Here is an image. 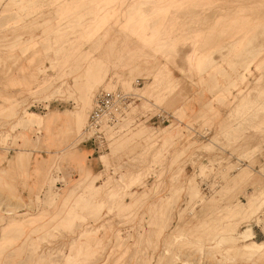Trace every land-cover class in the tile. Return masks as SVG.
I'll return each instance as SVG.
<instances>
[{
	"label": "rangeland",
	"instance_id": "obj_1",
	"mask_svg": "<svg viewBox=\"0 0 264 264\" xmlns=\"http://www.w3.org/2000/svg\"><path fill=\"white\" fill-rule=\"evenodd\" d=\"M0 264H264V0H0Z\"/></svg>",
	"mask_w": 264,
	"mask_h": 264
},
{
	"label": "built area",
	"instance_id": "obj_2",
	"mask_svg": "<svg viewBox=\"0 0 264 264\" xmlns=\"http://www.w3.org/2000/svg\"><path fill=\"white\" fill-rule=\"evenodd\" d=\"M142 81L143 80L138 79L135 86L142 87ZM133 102L134 97L131 95H124V93L119 90L111 93L100 91L96 95L94 105L89 113L87 128L93 129V132L86 143L90 142L95 151L99 150L100 147L106 149L107 138L104 129H102L101 121L107 116V123L110 125L120 122L124 117L125 110ZM175 119L172 112L157 110L154 113L149 111L140 113L135 120L136 122H144L157 126L170 124V122ZM58 184H60V182H58Z\"/></svg>",
	"mask_w": 264,
	"mask_h": 264
},
{
	"label": "crops",
	"instance_id": "obj_3",
	"mask_svg": "<svg viewBox=\"0 0 264 264\" xmlns=\"http://www.w3.org/2000/svg\"><path fill=\"white\" fill-rule=\"evenodd\" d=\"M81 147L86 148V149H88V150L91 151L88 154V162H89V165H90V167H91V169H92L93 172L98 171L101 166H100V163L98 161L96 152L93 150L92 145L90 143H84V144L81 145ZM10 181L12 182L13 185L16 186V190H17L18 194L21 193V191H23L22 187L17 182L18 180L13 181L11 179ZM22 194H23V196H25V195H27V192L24 191Z\"/></svg>",
	"mask_w": 264,
	"mask_h": 264
},
{
	"label": "bare ground",
	"instance_id": "obj_4",
	"mask_svg": "<svg viewBox=\"0 0 264 264\" xmlns=\"http://www.w3.org/2000/svg\"><path fill=\"white\" fill-rule=\"evenodd\" d=\"M248 43V42H247ZM232 45V44H231ZM43 86H44V84H43ZM40 87H42V85L40 86ZM39 88V87H38ZM37 89V88H36ZM253 90H255V89H253ZM256 91V90H255ZM260 91H261V89H260ZM257 92H259V91H257ZM34 93V92H33ZM124 95H131L132 97H134V102L132 103V104H130L129 106H128V108L125 110V113L127 112V111H129V109H130V107L131 106H133V105H135V102H137L139 99L137 98V95H134V94H131V93H124ZM258 95H260V93L258 94ZM244 99L242 98L239 102V104L237 105V106H239V105H241L244 101H243ZM247 101V100H246ZM94 102V101H93ZM247 103H248V101H247ZM93 105H94V103H93ZM125 115V114H124ZM81 117H82V115H81ZM88 117H89V114H88ZM88 117H87V123H88ZM101 124H102V129L104 128L103 126L104 125H108V126H110V124H108L107 123V116H105L104 118H103V120L101 121ZM116 124V123H115ZM114 124V125H115ZM85 132L86 133H92L93 132V129L91 130V129H88L87 128V125H86V128H85ZM105 132V131H104ZM93 150L95 151V149H94V147H93ZM101 150H102V147H100L99 148V150H97V151H95L96 152V154L98 155L100 152H101ZM55 159V158H54ZM135 181H138V179L137 178H133V179H131V184L132 183H134ZM130 183V182H129ZM97 231V230H96Z\"/></svg>",
	"mask_w": 264,
	"mask_h": 264
}]
</instances>
